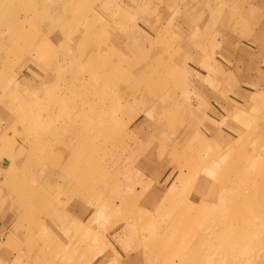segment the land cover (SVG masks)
Returning <instances> with one entry per match:
<instances>
[{
  "label": "rangeland",
  "instance_id": "obj_1",
  "mask_svg": "<svg viewBox=\"0 0 264 264\" xmlns=\"http://www.w3.org/2000/svg\"><path fill=\"white\" fill-rule=\"evenodd\" d=\"M7 1L0 34H16L11 53L0 49V170L10 172L0 182V219L5 195H21L24 202L16 210H23L20 219L14 214L11 223L0 222L3 237L17 235L0 250V264L18 256L21 264H264V91L259 98L254 94L259 73L248 64L264 60V0H194L199 11L211 5L212 15L201 20L205 47L219 32L218 20L231 27L237 13L250 23L237 21L232 27L233 64H205L206 51L181 56L167 28L144 31L143 14L148 28L166 24L168 8L157 6L160 0H140L132 13L121 8V0H98L107 16L103 48L102 39L84 51L66 46L68 38L57 37V29L46 41L58 44L42 52L32 36L38 22L25 19L35 4L20 9L15 20L11 11L18 0ZM23 17L22 26L17 21ZM124 37L131 40L126 45ZM95 70L108 74L107 85L118 93L110 100L116 109L105 111L112 127L93 139L98 108L76 109L85 96L72 82L94 80ZM194 70L219 83L217 93L211 83L202 87L201 122L174 116ZM136 71L152 72L151 90L149 83L139 85L141 76L134 79ZM103 88H88L95 103L105 99ZM183 98L188 112L197 114L193 98ZM225 100L231 103L227 115L219 108ZM209 118L221 124L200 131ZM161 127L166 136H171L166 131L176 133L173 142L165 145L159 138V144L150 137ZM69 130L70 138L63 140ZM149 156L153 168L146 165ZM178 169L186 177L175 182L171 208L163 198L150 202L154 194L172 192L168 181ZM224 173L229 179H221ZM238 193L239 203L221 204L226 195ZM107 200L115 208H107ZM231 225L237 230L227 247L221 235Z\"/></svg>",
  "mask_w": 264,
  "mask_h": 264
},
{
  "label": "crops",
  "instance_id": "obj_2",
  "mask_svg": "<svg viewBox=\"0 0 264 264\" xmlns=\"http://www.w3.org/2000/svg\"><path fill=\"white\" fill-rule=\"evenodd\" d=\"M44 1L46 3H44ZM103 1V0H101ZM116 1V0H115ZM140 0H121L120 1V6L121 8H123L124 11H128L130 13H132V10H136L138 8V4H139ZM150 1V0H149ZM157 1V0H156ZM173 1L175 4H177L176 6L173 4ZM191 0L189 2H186L185 4L183 3V0H160L159 4L157 6H166L168 8L167 10V18H166V24L164 25V27H157V28H148L150 23H149V19L148 16L143 14V19L144 20H140L139 23L142 26L141 28L144 29V31H146L147 33H154V29L157 31L163 30L165 28H167V30L171 33V37L175 40L173 42H176L178 48L182 51L181 56L187 54V53H191L190 55H198L202 52H207L208 54L210 53V55L208 56V61L205 64H233L232 63V49L231 46L229 45L230 43V37H232L233 35V31H232V27L235 26L236 22L239 21L240 23H244V24H250L247 23V20L245 18H237V13L235 15V21L233 26L231 27H225V25L222 23L221 19L217 21V23L214 25L216 27H218L219 32L218 34H214L212 37L213 39L211 40L210 44L208 45V47H205L204 42H202V38L204 36V28L205 25L204 23L201 24V20L202 22H204V19H209L210 15H212V11H210L211 9V5L206 4L207 7H204V9H201L199 11L197 5H195V1ZM93 2V0H39V3L43 6V8H49L50 9V14L51 19L53 20L52 22H54L56 19H58L59 17H57V15L63 16L62 18H64L65 22L60 24L58 27L59 33H57L56 35H61L63 38H65L66 35H68L70 33V31L75 30L76 34L75 37H77L78 40H80L83 36H85V34L83 32H87V29L89 27V25H91L93 22H96L91 26L90 30H92L93 27L98 26L102 21H103V16L102 14H104L103 12V8L100 7L101 3H98V1L93 5V7L91 8V10L88 13V16L84 17L83 20L80 23H77V19L79 18V16L81 15V13L87 8V6ZM117 2V1H116ZM119 2V0H118ZM204 2V1H203ZM123 4V5H122ZM207 11H204V10ZM6 11H9L8 9V5L5 8ZM15 13H19L17 10L16 11H11V14H15ZM17 14H15V20H17ZM105 15V14H104ZM212 17V16H211ZM22 19V18H21ZM21 19H18V21H20ZM95 19V20H93ZM17 21V22H18ZM143 21V22H142ZM212 21V18H211ZM10 27V25H9ZM11 28L13 30H18L17 26H11ZM89 30V32H90ZM138 33V32H137ZM157 32H155L156 34ZM1 35V34H0ZM141 35V34H140ZM7 36H9V34H4L1 35L0 37V46H2L1 48L3 49V51L5 50V48L8 46L7 44ZM219 37V38H217ZM124 45H126V41L130 40L128 37H124ZM77 41V40H76ZM76 41H72L73 44H75ZM131 41V40H130ZM192 41H195L196 43H193ZM171 42V43H173ZM135 43V42H133ZM139 43H142L139 41ZM171 43H169L171 45ZM135 46L133 48H136V46H138L137 44H134ZM193 47V49H192ZM0 48V49H1ZM191 49V52H188V50ZM231 49V50H230ZM245 49V48H243ZM246 56H249L248 54H245ZM201 56V54H200ZM244 57V55H243ZM179 61V59H178ZM261 58H258V62H255L254 60H250L248 62V64H253L256 65L255 68L253 69H257V72L259 73L258 75V79L256 80V85H257V89L255 88L253 91H255V95L259 94L258 98L261 97L260 92L264 91V60H262V62L260 63ZM171 64V63H169ZM252 66V65H251ZM207 69H209V71L212 70V65L208 66L207 65ZM214 69V66H213ZM198 73H196V71H192V74H195V77H193V75L191 76V78L188 80V84L186 86L185 89H183V94H181L179 96V102L177 106H180L179 108H181V110L177 109V114H174V116L178 115L179 113L181 115H183V117H191V118H197L199 115V111L198 108L200 110V108H202V104H203V99L202 97H199L200 94H204V88L206 84L211 83V90L216 91L217 93V89L219 88V83L216 80H213L211 78V75L205 74L203 73L202 70H198ZM250 73V72H249ZM225 78L227 76V74H224ZM246 83V82H245ZM201 90V91H199ZM178 91V90H177ZM180 92V91H178ZM215 93V94H216ZM184 94L186 95V97H190L193 98V106H197L194 107L197 108V114L188 112V108L185 107V100ZM215 99H219L218 96H215ZM185 101H184V100ZM189 102V101H187ZM195 102V103H194ZM231 105V103L229 101H224V104L222 107L219 108H223L222 110H224V115H227L228 113V109L230 108L229 106ZM238 107V106H237ZM237 107L235 109H237ZM231 109V108H230ZM230 111V110H229ZM179 116V115H178ZM220 120L221 118L223 119V116H219ZM183 119V118H181ZM198 122H201L203 120H201L199 117L197 118ZM194 120V119H193ZM206 121V120H205ZM207 122V123H206ZM206 122L201 123L200 125V131H207L209 127H217L219 126L221 123H218L216 121L213 122V120L211 118H209ZM220 122V121H219ZM214 125H212V124ZM162 127L161 129H159V133H156L155 130L150 131L151 132V136L150 137H154V139L157 141V143H159L160 139L162 138V140H164L165 145L169 144L170 142H173V140L176 137V133L172 132V131H166L165 133L170 134L171 136H166L164 134H161L162 132ZM190 132V131H188ZM214 132V131H213ZM202 133V132H200ZM215 133V132H214ZM161 136V137H160ZM179 136V135H178ZM154 140V141H155ZM160 144V143H159ZM7 169H1L0 170V182L3 180V173H6ZM10 173V172H7ZM1 193V191H0ZM14 196V197H12ZM12 199V201L10 202V200ZM23 203V198H21L20 196H16L14 193L13 195L8 194L7 196L5 195V199L3 200L2 203V208H1V212L5 217H1L0 222L1 223H5L6 221L9 223H11L12 219L14 218V216L16 215L18 217V219H20L22 217L23 214V210L20 212H16V210H21L19 207L21 206L20 203ZM15 214V215H14ZM17 214H20V216H18ZM15 216V217H16ZM14 220V219H13ZM0 240H2V238H4V242L1 244L0 243V250L4 249V245L8 246L9 244H11L13 242V238L15 236H17L14 232L13 233H9L6 237H3L2 234H0ZM39 235H41V232H39ZM9 260V261H8ZM7 262L9 264H13V263H17V264H21L22 261L20 260L19 256L18 257H14V259L12 260V258H8ZM21 262V263H20ZM7 264V263H6Z\"/></svg>",
  "mask_w": 264,
  "mask_h": 264
},
{
  "label": "bare ground",
  "instance_id": "obj_3",
  "mask_svg": "<svg viewBox=\"0 0 264 264\" xmlns=\"http://www.w3.org/2000/svg\"><path fill=\"white\" fill-rule=\"evenodd\" d=\"M97 1L98 0H93V2H91L87 6V8L81 13V15L79 16V18L77 19V23H80L83 20L84 17L88 16L89 11L91 10V8L93 7V5ZM7 2H8L7 0H0V14L2 13V11H4V9H5L6 5H7ZM29 3L30 4H35V6L34 7H29V9H30L29 15L27 14V12L25 10H23L24 11L23 15L24 14H27L25 16V19L27 17L30 20H32L33 22H38L37 28L35 29V33L32 34V36H33V38L34 37L37 38V39L33 40V43L34 44H37V50H39L40 52H42V51H44L46 49V48H44L45 46H54V45L58 44L57 41H56V44H55L52 40H51V44H49V41H46V34L47 33H51L53 31L56 32L57 29H58V27H59V25L62 24V23H64L65 20H64V18H62L63 16L57 15V17H59V18L56 19L54 22H52L53 20L51 19V16L52 15L50 14V9L49 8H46V7L43 8V6L39 3V0H18L17 11L19 12L20 9H22L23 7H27L28 8ZM25 19L23 17V19L20 20L22 22V26H23V21ZM93 20H95V19H93ZM106 20H107V16L106 17H103V21L98 26H95V27L92 28V30H90L91 26L96 22V20L95 21H92L93 23L91 25H89V27L87 29V32H83L85 34V36H83L80 40H78L77 37H75V34H76L75 30L70 31V33L65 36V38H68V39H66L63 43H65V45L68 46V45H72L73 44L72 41H76L77 40L75 42L74 46H77L78 45L79 46L78 47L79 49L83 46L84 49H82L81 51L86 50V48L90 47V46H87V45H89V43H91V42L99 43V40H101L103 38L102 37V32H103L102 30H103V28L105 26V21ZM20 21H18V22H20ZM89 30H90V32H89ZM24 31H28V30L26 29ZM22 33H23V31H22ZM15 34L7 36V44H8V46L5 48L4 51L1 48V52H5V55H7V52L8 53L9 52L11 53V51L9 49L14 45V42H15L14 36H15ZM54 34L56 35L57 33H54ZM59 36L62 38L61 35H58L57 37H59ZM100 42H101V43H99L100 44V47L102 46V48H103L104 44L106 45V43H105V41H103V39ZM102 43H104V44H102ZM70 50H71V53H72V51H73L72 48ZM127 51H131V50L128 49ZM151 52H153V51H151ZM98 53L99 52H97V54ZM151 55H153V54H151ZM81 61H82V59H80V62ZM121 63H127V59L123 60ZM33 65H31V68L32 69H33ZM95 71H96V73H98V75H96V77H95L94 80H89L88 79V80H83L82 82H72V84H74L73 86H75V89L78 92H81L85 96V97H83V100L82 101L74 104L75 107H76V109L83 110V109L87 108V106H89L91 109H93V107L95 109H96V107L98 108V110L95 113L96 114L95 115V121L97 122V127L94 129L93 136H92L93 139L95 138V134H97V133L104 134L106 131H108L110 129V127H112V124H113L112 122L113 121H109L108 120L107 112H105V111H108V109H110L109 107H111L112 110L116 109L117 106H115V105L112 106L110 104V100L114 96H116V94L118 93L117 91H114L112 88H110L107 85L108 84V74H107V77H106V74H102L101 75V73L99 71H97V70H95ZM133 76H135L134 77V79L136 78L135 80L138 79L139 81H140L139 76H141V78H143V79H142V81L139 82V85L142 84V82H145L146 84L149 83V87L148 88H150L149 90H151V84L153 83L152 82L153 81V79H152V77H153L152 72L150 74H148L145 71V73H143V75H142L140 72L136 71L133 74ZM36 77H38V75ZM100 85H104V88L101 90V96L103 95L102 98H105V99L104 100H101L100 103H95V101H93V99H92V97H91V95H90V93L88 91V88L91 87V88H94V89L97 90V88ZM162 88H164V87H162ZM134 91H132V92H134ZM132 92H130V93H132ZM130 93H128V94H130ZM153 93H154L153 95H155V92H153ZM134 95H136L138 97L139 94H136L135 93ZM136 96H135V99L137 101H140V100H138V98ZM155 96L156 97L159 96V92H157V94ZM65 97L61 98V100H63ZM108 104H110V105L108 106ZM88 123H90V121H88ZM86 124L87 123H85V125ZM71 132H72V130L71 131L69 130V135H67V132L64 131V137L62 139L63 140H68L70 138V136H71ZM70 141L74 143L73 139H71ZM90 142H92V141H90ZM85 144L87 146H90V143H85ZM74 159H77V161H79L80 159H82V157H78V158L75 157ZM87 160H88V158H87ZM88 162H90V161H88ZM94 163H95V161H94ZM146 165H148L149 168H153L154 161L151 158V156L147 157V159H146ZM163 165H165V164H163ZM174 176H175L174 178H172V179H170L168 181V188H171L172 189L171 190L172 192L171 193L170 192L169 193L168 192L167 193L163 192L162 194L161 193L160 194H154L153 197L151 196V198H150L151 201L150 202H153V201L154 202H157V201H159L160 199L163 198V200L165 199V200H167V202H169L168 203L169 206L167 207V209H170L171 208V206L174 203V200H173V198H174L173 196L175 195L174 192L177 189L176 188V185H175V182L177 180L182 181V179H185V177H186L185 175H183V173H182V171L180 169L177 170V172L174 174ZM221 179H225V180L226 179H229V176L224 173V175L221 176ZM221 191H223V190H221ZM115 195H116V192H115ZM231 195L232 194L226 195L225 198L227 200L225 198H223L224 200H223V202L221 204L222 205H225L226 203H229L228 200L230 202H233V203H236L237 204V203L240 202L237 199H243V196L241 194H239V193L238 194H235V195H232V196ZM227 196H229V197H227ZM221 200H222V198H221ZM221 200L219 199V201H221ZM224 201H225V203H224ZM104 204H105V206L107 208L108 207L109 208H115V205H114V203H112L111 200L104 201ZM97 207H100V205L98 204ZM102 208H103V204L101 205V209ZM52 220H53V217H52ZM225 229L226 230L222 232L221 239L226 240L225 244L227 246V244L230 245L231 239H233L235 237V232H236L237 228L231 225L228 228L225 227ZM189 233H191V232H189ZM189 233L187 232V234H189ZM237 237H238V235H237Z\"/></svg>",
  "mask_w": 264,
  "mask_h": 264
}]
</instances>
